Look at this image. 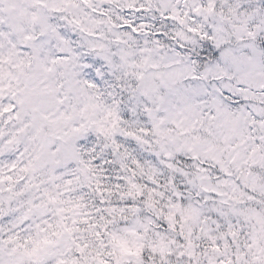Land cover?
Here are the masks:
<instances>
[{
	"label": "snow or ice",
	"instance_id": "snow-or-ice-1",
	"mask_svg": "<svg viewBox=\"0 0 264 264\" xmlns=\"http://www.w3.org/2000/svg\"><path fill=\"white\" fill-rule=\"evenodd\" d=\"M0 264H264V0H0Z\"/></svg>",
	"mask_w": 264,
	"mask_h": 264
}]
</instances>
